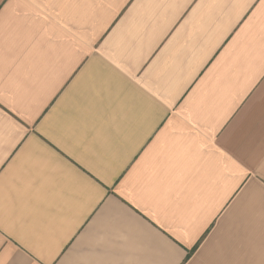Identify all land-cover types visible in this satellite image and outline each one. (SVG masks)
Returning a JSON list of instances; mask_svg holds the SVG:
<instances>
[{"label":"crops","instance_id":"crops-1","mask_svg":"<svg viewBox=\"0 0 264 264\" xmlns=\"http://www.w3.org/2000/svg\"><path fill=\"white\" fill-rule=\"evenodd\" d=\"M0 264H264V0H0Z\"/></svg>","mask_w":264,"mask_h":264}]
</instances>
